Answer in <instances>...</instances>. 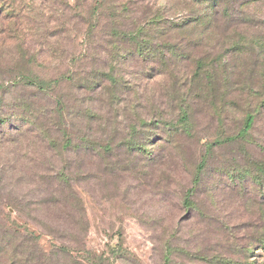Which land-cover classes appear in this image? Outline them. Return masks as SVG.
I'll use <instances>...</instances> for the list:
<instances>
[{
  "label": "rangeland",
  "instance_id": "rangeland-1",
  "mask_svg": "<svg viewBox=\"0 0 264 264\" xmlns=\"http://www.w3.org/2000/svg\"><path fill=\"white\" fill-rule=\"evenodd\" d=\"M5 1L11 6L0 11V84L33 73L55 82L45 93L9 86L5 98L27 101L59 141L63 134L73 142L85 137L91 151L57 159L79 174L81 221L73 213L20 214L3 206L0 243L32 236L43 254L66 246L71 260L58 264H264V106L255 111V91L247 89L264 86V62L229 52L234 32L264 39V3L244 8L257 21L253 29L220 18L209 29L160 25L150 55L140 57L116 29L132 32L158 10L176 21L198 7L183 0ZM218 54L229 79L218 71ZM251 112L248 140L228 143ZM183 113L185 128L178 125ZM163 123L177 128L168 135ZM129 140L151 156L135 155ZM14 156L0 151L7 172L0 201L4 191L24 186L13 174L29 168L13 172ZM236 170L249 175L231 185L227 177ZM0 264H9L6 256Z\"/></svg>",
  "mask_w": 264,
  "mask_h": 264
},
{
  "label": "trees",
  "instance_id": "trees-1",
  "mask_svg": "<svg viewBox=\"0 0 264 264\" xmlns=\"http://www.w3.org/2000/svg\"><path fill=\"white\" fill-rule=\"evenodd\" d=\"M29 1L34 3V0ZM259 1L264 3L262 0H183L185 5L188 4L198 7L197 13L173 21L169 20L167 17L165 18V14L162 13L161 10H158L152 13L149 20L143 24H136L137 27L134 31H121L120 29H116L115 31L117 32L115 34L124 38L127 43L134 46L132 52H135L140 57H144L150 55L149 52L152 51V42L160 25H167L171 29H186L191 27L209 29L212 25L216 24L217 20L220 18V22L226 23L227 25L244 23L251 28L257 21L253 16L246 14L244 8L251 4H257ZM8 5L11 6V4L2 0L0 3V11H4L2 8L7 10V7H10ZM94 9L92 10V12H94L93 18L96 21L95 23H97L99 14L96 13L97 8ZM231 38L233 39L229 41V52L232 53V55L239 58L248 53L253 58H260L262 62H264V39L252 37L240 32H234ZM171 53L173 57L179 59L187 58L186 55L181 56L175 54L174 51ZM224 57L225 55L222 56V54H218L217 68L225 79H229V68L226 67L223 62ZM233 69L244 71V68H241L239 65H234ZM263 72L264 71H261L262 76H264ZM210 75L212 77V75H216V73L213 72ZM252 76L253 74L249 73L250 79H252ZM41 77L34 73L21 74L12 80L11 85L4 86V84H0V151L7 150L15 155L14 157L18 163L12 165L13 172H15L14 170L16 167L20 165L24 167L28 166L29 168L27 170L24 169L25 174H13L16 177V184L20 185L22 183L26 188L22 186L23 189L17 191H4L6 192V197L0 201V207L7 206L20 214H26L32 211L37 213H48L49 210L57 212L62 211L63 215L73 213V217H78L79 221H81V216L84 215L83 204L74 189V180L79 174L75 175L74 172L69 169V166L62 164V162L59 163L57 159L62 158V161L64 158L63 155L65 154L70 155L71 153L79 155L80 153L85 154L88 150L91 151L87 140L84 137L78 139L77 142H73L71 136L63 134L65 137L59 141L51 128L48 129L46 126L38 123L39 119L37 118V112H35L27 101L7 100L5 98L6 94H10L8 90L17 88L18 86L34 87L38 93L52 91L55 84L54 80H44ZM109 78L113 85L117 84L118 81L116 79ZM9 86L10 89H8ZM260 88L259 90L255 89L252 84L247 86L250 92L255 91V97H257L258 100L255 111L260 110V108L264 106V86ZM260 90H262L261 95H256ZM255 116L256 112L246 114L242 129L236 136L228 137L227 142L231 143L237 140L246 142L249 137V131L253 126ZM178 125L182 128L189 126L186 113H183L179 119ZM154 127L157 126L154 125ZM176 128L177 127H174L171 123H163L161 127L168 135ZM217 143L220 144L221 142ZM26 144L30 147H25ZM20 146L25 148L22 149ZM125 146L126 148L130 147L129 149H132L135 155L139 157L151 156V152L138 143H133L129 140L125 142ZM207 149L211 150V147L208 146ZM100 150H102V153H107V151H109L108 148L107 150L100 148ZM6 173L7 172L0 168V193L3 192L5 188L3 185L6 179ZM240 174H242L243 177L249 175L248 173L238 172L237 170L233 171L227 177L229 183H231V185H236V180H241L242 182ZM251 181L253 185L258 183V180L255 178H251ZM187 205L189 208L194 207L191 203ZM67 216L69 217V215ZM8 239L7 243H0V259L6 256L9 264H58L57 260L65 262L66 258L70 259L69 248L63 245L57 247L49 254H43L39 250L36 239L32 236L31 238H19L15 235H10ZM261 248L264 250V241H262L260 245V249ZM71 264L75 263L73 262ZM233 264H256V262L248 261Z\"/></svg>",
  "mask_w": 264,
  "mask_h": 264
}]
</instances>
